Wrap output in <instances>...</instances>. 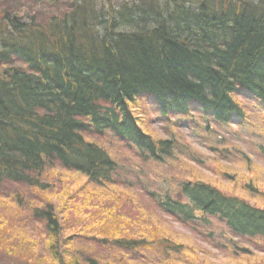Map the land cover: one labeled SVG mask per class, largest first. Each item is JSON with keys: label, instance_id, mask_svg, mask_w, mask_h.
<instances>
[{"label": "trees", "instance_id": "trees-1", "mask_svg": "<svg viewBox=\"0 0 264 264\" xmlns=\"http://www.w3.org/2000/svg\"><path fill=\"white\" fill-rule=\"evenodd\" d=\"M240 94L264 113V0H0V188L43 190V173L56 167L108 192L121 182L118 166L90 136L109 133L161 161L174 142L141 129L140 103L163 117L184 116L194 103L207 123L226 125L245 118ZM176 187L184 201L164 194L156 204L182 224L216 223L238 239L264 240V206L204 180ZM0 195L11 205L20 199ZM44 202L29 213L57 257L62 227L56 206ZM104 216L112 248L143 243L134 230L119 236L120 222ZM20 246L0 240L9 264L33 252Z\"/></svg>", "mask_w": 264, "mask_h": 264}, {"label": "rangeland", "instance_id": "rangeland-1", "mask_svg": "<svg viewBox=\"0 0 264 264\" xmlns=\"http://www.w3.org/2000/svg\"><path fill=\"white\" fill-rule=\"evenodd\" d=\"M236 98L245 118L233 116L226 125L207 123L195 106L185 116L163 117L151 103H140L141 129L154 140H173L168 157L152 162L109 133L92 135L91 140L116 162L121 182L103 192L85 177L51 167L41 177L48 184L43 190L0 188V193L20 197L11 205L0 195V216L9 227L0 230V240L13 249L21 243L25 244L20 248L31 246L33 252L17 258V264H73L74 259L84 264L86 257L115 264H264V240L238 239L216 223L203 230L190 228L156 204V195L164 194L184 201L177 183L194 179L264 206V113L253 98L241 94ZM46 200L56 206L62 227L57 257L52 256L43 241L46 236L39 235L43 233L39 222L29 213ZM109 211L120 222L116 225L119 236H131L134 230L143 243L112 248L115 244L109 242L104 216ZM0 254L6 264L12 261L10 255Z\"/></svg>", "mask_w": 264, "mask_h": 264}]
</instances>
